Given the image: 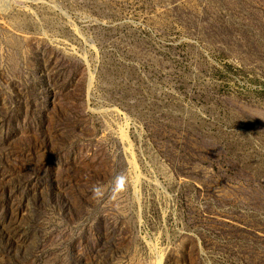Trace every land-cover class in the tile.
<instances>
[{
  "label": "rangeland",
  "instance_id": "rangeland-1",
  "mask_svg": "<svg viewBox=\"0 0 264 264\" xmlns=\"http://www.w3.org/2000/svg\"><path fill=\"white\" fill-rule=\"evenodd\" d=\"M0 264H264V0H0Z\"/></svg>",
  "mask_w": 264,
  "mask_h": 264
}]
</instances>
